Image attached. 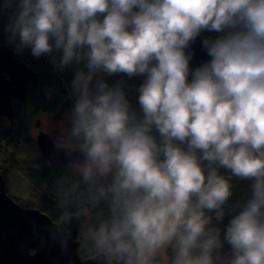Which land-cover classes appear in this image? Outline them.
Here are the masks:
<instances>
[{
	"label": "clouds",
	"instance_id": "clouds-1",
	"mask_svg": "<svg viewBox=\"0 0 264 264\" xmlns=\"http://www.w3.org/2000/svg\"><path fill=\"white\" fill-rule=\"evenodd\" d=\"M0 21L72 72L63 150L106 182L107 264H264V0H0Z\"/></svg>",
	"mask_w": 264,
	"mask_h": 264
},
{
	"label": "water",
	"instance_id": "water-1",
	"mask_svg": "<svg viewBox=\"0 0 264 264\" xmlns=\"http://www.w3.org/2000/svg\"><path fill=\"white\" fill-rule=\"evenodd\" d=\"M194 63L208 59L200 41L193 45ZM38 81V75L16 55L7 44H0V116L12 121L13 100L24 101L27 87ZM36 142L43 158L54 165L73 163L77 152L64 151L48 135L40 132ZM0 174V264H107L102 252L81 259L76 241L77 217L54 224L50 217L36 208L22 207L5 191Z\"/></svg>",
	"mask_w": 264,
	"mask_h": 264
},
{
	"label": "rangeland",
	"instance_id": "rangeland-1",
	"mask_svg": "<svg viewBox=\"0 0 264 264\" xmlns=\"http://www.w3.org/2000/svg\"><path fill=\"white\" fill-rule=\"evenodd\" d=\"M27 111L30 112V108H27ZM67 117L69 118L70 116L65 115L57 121H54L52 115H40L36 117L32 121V126L26 132V143L5 140V136L11 132V129L6 118L4 121L0 120V174L4 179L3 187L9 197L15 199L22 207L30 206L31 208L42 210L40 206L42 204L41 197L44 191H46V186L33 182L27 176V168L31 165L38 164L41 159L39 157H42L36 142L38 131L46 132L49 136L52 134L56 135L61 142L59 145L62 144L61 147L70 146L66 136L67 126L70 122L69 119V122H66L65 119ZM47 162L50 163L49 160ZM68 168L73 176L83 181L79 172L70 162L68 163ZM79 183L77 182L75 185H78L81 192L86 189L87 196L80 197L72 203H67L60 199L58 200V205L61 206L62 210L68 208L67 210L70 212L73 209L78 212L77 215H79L80 222L76 241L78 244V256L83 259L101 252L95 246L90 229L94 230L97 228L99 223L102 220L109 219L112 213L110 209V198L99 195V187L105 184V181L100 180L95 185H83ZM246 190L247 188L244 182H237L233 200L243 199L246 195ZM161 264H163V261H161Z\"/></svg>",
	"mask_w": 264,
	"mask_h": 264
},
{
	"label": "trees",
	"instance_id": "trees-1",
	"mask_svg": "<svg viewBox=\"0 0 264 264\" xmlns=\"http://www.w3.org/2000/svg\"><path fill=\"white\" fill-rule=\"evenodd\" d=\"M3 22L0 21V44H7L2 34ZM20 57L38 75V81L28 85L24 101H18L17 99L12 101L16 116L13 125L8 124L11 132L7 133L5 140L26 143V132L32 126V121L36 117L52 115L54 121H57L65 115L70 116L72 101L69 98V90L66 84L71 80L72 72L66 70L63 74H60L53 69L45 58L37 60L27 52ZM128 83L138 84L140 80L137 79ZM27 108H30L29 113H27ZM0 120L4 121L5 118L0 117ZM39 158L41 159L38 164L27 168V176L30 180L45 183L47 185V193L45 194L62 195L61 199L67 203L75 202L80 197L87 196L86 189L84 190L86 192H81L78 185L69 182L68 168L60 165L50 166L47 160L42 157ZM40 206L42 207L41 212L48 214L55 221L66 218L68 214L66 211L62 212L61 206L58 205L55 197L48 198L44 196Z\"/></svg>",
	"mask_w": 264,
	"mask_h": 264
},
{
	"label": "bare ground",
	"instance_id": "bare-ground-1",
	"mask_svg": "<svg viewBox=\"0 0 264 264\" xmlns=\"http://www.w3.org/2000/svg\"><path fill=\"white\" fill-rule=\"evenodd\" d=\"M194 63V62H193ZM195 64V63H194ZM16 110H14V117L12 118V121H8V123L10 124V125H13V123H14V120H15V116H16V112H15ZM27 113H29V111L27 112ZM0 117H2V116H0ZM69 118L67 117L65 120H66V122L68 123L69 122V120H68ZM59 120H60V118H59ZM69 127H70V124H68V126H67V130L66 131H68V129H69ZM39 133L40 132H43V131H38ZM38 133V134H39ZM44 133H46V132H44ZM67 133V132H66ZM37 134V135H38ZM47 134V133H46ZM48 135V134H47ZM48 137L52 140V142H53V139L51 138V135L49 136L48 135ZM55 143V142H54ZM56 144V143H55ZM57 145V144H56ZM57 146H61V145H57ZM62 147H69V146H62ZM39 148V147H38ZM39 152H40V150H39ZM40 155H41V153H40ZM42 156V155H41ZM43 157V156H42ZM52 165H54L53 163H51L50 164V166H52ZM60 166H64V167H66V168H68V162L67 163H65V164H60ZM67 172H68V176H69V182L70 183H73V184H75V183H77V182H80L79 184H84L83 183V181H80V179L78 178V177H76V176H73L71 173H70V170H69V168L67 169ZM33 182H36V183H38V184H42V185H44V186H46V190H47V185H45V183H42V182H38L37 180H32ZM86 184V183H85ZM45 193H47L46 191H44V193L42 194L43 196L41 197V202H42V200H43V197L45 196V197H48V198H52V197H55L56 198V201H58V200H60L61 198H62V195H54L53 193H51V194H45ZM8 197H9V195H8ZM12 198V197H11ZM13 199V198H12ZM13 200H15V199H13ZM17 202V201H16ZM54 205H56V204H54ZM64 211H66V213H68L67 215H66V218H69V217H77V219H78V221L80 222V218H79V215H77V211L75 210V209H73V210H71V212L70 211H68V210H62V212H64ZM50 219H51V221L54 223V224H59L63 219H65V218H63V219H61V220H58V221H55V220H53L51 217H50Z\"/></svg>",
	"mask_w": 264,
	"mask_h": 264
},
{
	"label": "flooded vegetation",
	"instance_id": "flooded-vegetation-1",
	"mask_svg": "<svg viewBox=\"0 0 264 264\" xmlns=\"http://www.w3.org/2000/svg\"><path fill=\"white\" fill-rule=\"evenodd\" d=\"M16 100V99H15ZM18 100V99H17ZM18 101H20V100H18ZM23 101V100H22ZM12 102V101H11ZM12 105H13V102H12ZM3 118H5V117H3ZM7 119V118H6ZM8 121H9V119H7ZM51 138L53 139V142H55L57 145L59 144V143H61L60 142V140L58 139V137L56 136V135H54V134H52L51 135ZM62 145V144H61ZM71 164H73V163H71Z\"/></svg>",
	"mask_w": 264,
	"mask_h": 264
}]
</instances>
